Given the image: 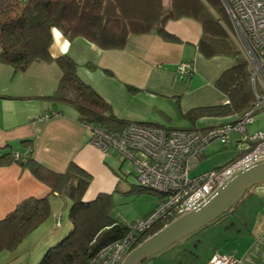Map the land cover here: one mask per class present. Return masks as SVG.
<instances>
[{
	"label": "crops",
	"instance_id": "1",
	"mask_svg": "<svg viewBox=\"0 0 264 264\" xmlns=\"http://www.w3.org/2000/svg\"><path fill=\"white\" fill-rule=\"evenodd\" d=\"M162 5L165 13L173 10L170 0H162ZM220 23L237 48L233 30ZM164 29L172 38H164L155 29L130 33L122 48H100L83 36L68 39L63 34L57 42L52 34L49 54L52 59L62 56L64 40H68L66 55L75 61L77 76L125 122L192 128L215 126L240 116L186 115L195 108L226 104L227 96L216 81L236 62L226 55H203L199 50L202 24L190 15L168 17ZM186 62L192 63L190 76L176 73L178 64ZM60 76L54 60L34 61L23 71L0 63V156L8 154L0 159V220L22 200L48 196L50 216L36 229L42 231L36 250L39 256L70 231L67 211L71 202L52 192L20 161L31 158L41 172L57 174L73 162L92 176L83 196L86 202L101 193L113 195L127 176L124 163L113 152L103 153L90 144V133L76 108L51 97ZM45 114L48 117L42 119ZM112 155L117 159L114 167L107 161ZM204 159L205 151L198 165ZM173 245L143 264H208L215 252L235 255L238 264H264V184L253 186L229 212ZM16 257L11 256L8 264H17Z\"/></svg>",
	"mask_w": 264,
	"mask_h": 264
},
{
	"label": "trees",
	"instance_id": "2",
	"mask_svg": "<svg viewBox=\"0 0 264 264\" xmlns=\"http://www.w3.org/2000/svg\"><path fill=\"white\" fill-rule=\"evenodd\" d=\"M208 1L213 5L219 2ZM170 2L173 10L165 13L162 0H0V63L23 71L34 61L54 60L61 76L51 97L72 104L81 122L116 132L128 122L117 118L110 105L77 76L75 61L67 55L51 58V28H58L68 39L83 36L100 48H122L130 33L155 29L164 38H172L164 29L165 20L190 15L202 24L199 50L203 55H226L236 63L224 70L216 81V86L226 94L228 103L195 108L186 115L194 118L243 113L254 103L248 65L220 23L222 19L215 18L202 0ZM218 11L227 16L223 6ZM7 155L0 156V159ZM19 164L46 182L52 192L71 202L67 211L72 225L70 231L48 247L37 264H87L103 246L126 234V223L112 215V194L101 193L91 201H83L92 176L73 162L61 174L41 172L31 158ZM140 188L145 189L141 186L137 189ZM49 215L48 196L28 197L20 201L0 220V252L13 251ZM171 220L156 222L138 243Z\"/></svg>",
	"mask_w": 264,
	"mask_h": 264
},
{
	"label": "built area",
	"instance_id": "3",
	"mask_svg": "<svg viewBox=\"0 0 264 264\" xmlns=\"http://www.w3.org/2000/svg\"><path fill=\"white\" fill-rule=\"evenodd\" d=\"M229 18L233 40L247 62L254 92L253 105L240 116L215 126L164 128L128 122L111 132L89 123V142L103 153L113 152L120 163H128L142 188L159 198L143 218L125 222L126 234L103 246L87 264H121L140 237L160 220L174 219L205 202L231 174L264 158V133H246L255 116L264 117V0H219ZM192 63H180L176 73L190 76ZM228 103V100L226 101ZM45 114L41 118H47ZM233 145L237 155L221 167L192 174L205 149L219 142ZM130 172H124L128 175ZM60 218L56 221V227ZM208 264H238L233 254L214 253Z\"/></svg>",
	"mask_w": 264,
	"mask_h": 264
},
{
	"label": "rangeland",
	"instance_id": "4",
	"mask_svg": "<svg viewBox=\"0 0 264 264\" xmlns=\"http://www.w3.org/2000/svg\"><path fill=\"white\" fill-rule=\"evenodd\" d=\"M202 1L207 7V9L211 11L213 16H215V18L218 19L221 18L224 23H227L229 30L232 31V27L230 25L228 16H226L225 14L224 16L218 11L219 8L222 7L221 2L219 1L217 4L213 5L210 4L208 0H202ZM246 129H247L246 133L248 134H252L257 131L264 133V117H262L261 115L255 116L254 120L247 125ZM239 137L240 134L233 133L230 138L232 142L231 144L223 145L219 142H216L208 146L205 149V154L207 156V159H204L200 163V165H198V167L194 169L191 175L198 174L202 171H206L211 167H219L225 164L231 158H234L238 152L235 146L233 145V142L235 141V139ZM107 161L112 167H114L117 164V159H115L113 155L110 158H108ZM130 168L131 166L128 163H124L122 166V169L127 172H130L131 170ZM138 186H140V184L138 183L137 178L133 172L132 173L130 172L126 176V179L120 182V186L118 187L117 191L112 195L113 203H114L112 215L117 220L122 222H132L134 220L139 219L140 217L143 218V216H145L151 210L154 209L157 195L146 189H141V188L137 189ZM63 210L64 209H62L61 211ZM43 223H41L38 227H40ZM37 228L32 230L17 245V247L14 249L15 253L9 255L10 251L8 250L1 251L0 264H8L7 261L8 259H11V256H17L16 257L17 264H34V263L37 264L41 259V256L43 255L42 254L39 256V252L36 251L40 243L41 234H42V231L40 232L36 230ZM56 243L57 242L51 244L50 246ZM173 246L174 245L167 248H173ZM172 250H175V248Z\"/></svg>",
	"mask_w": 264,
	"mask_h": 264
},
{
	"label": "water",
	"instance_id": "5",
	"mask_svg": "<svg viewBox=\"0 0 264 264\" xmlns=\"http://www.w3.org/2000/svg\"><path fill=\"white\" fill-rule=\"evenodd\" d=\"M264 184V158L238 169L217 186L208 199L181 214L134 246L121 264H140L227 213L253 186Z\"/></svg>",
	"mask_w": 264,
	"mask_h": 264
},
{
	"label": "clouds",
	"instance_id": "6",
	"mask_svg": "<svg viewBox=\"0 0 264 264\" xmlns=\"http://www.w3.org/2000/svg\"><path fill=\"white\" fill-rule=\"evenodd\" d=\"M50 31L52 32V34H53L54 38L56 39V41L59 42V39L62 36L61 31L58 28H56V27L51 28ZM65 44L67 45L66 47H64ZM68 49H69V41L65 39L64 40V44H63V49L61 50L60 55H66L67 52H68ZM193 207H195L197 211L200 210L199 207H196L195 205H193Z\"/></svg>",
	"mask_w": 264,
	"mask_h": 264
},
{
	"label": "snow or ice",
	"instance_id": "7",
	"mask_svg": "<svg viewBox=\"0 0 264 264\" xmlns=\"http://www.w3.org/2000/svg\"><path fill=\"white\" fill-rule=\"evenodd\" d=\"M59 35V34H58ZM67 45L65 44L64 47H66Z\"/></svg>",
	"mask_w": 264,
	"mask_h": 264
}]
</instances>
